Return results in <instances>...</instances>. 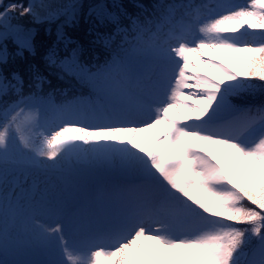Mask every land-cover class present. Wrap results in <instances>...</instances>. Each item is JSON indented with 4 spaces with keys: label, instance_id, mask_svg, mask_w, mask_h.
I'll list each match as a JSON object with an SVG mask.
<instances>
[{
    "label": "snow or ice",
    "instance_id": "1",
    "mask_svg": "<svg viewBox=\"0 0 264 264\" xmlns=\"http://www.w3.org/2000/svg\"><path fill=\"white\" fill-rule=\"evenodd\" d=\"M0 264H264V0H0Z\"/></svg>",
    "mask_w": 264,
    "mask_h": 264
},
{
    "label": "rangeland",
    "instance_id": "2",
    "mask_svg": "<svg viewBox=\"0 0 264 264\" xmlns=\"http://www.w3.org/2000/svg\"><path fill=\"white\" fill-rule=\"evenodd\" d=\"M241 31H243V29H241ZM208 52H211L212 57L215 59L216 62H222L225 65H227L228 67H232L236 72H240V73H244L245 71L241 72V57L244 54H233L227 51H222V50H217L215 52H212L211 49L207 50ZM191 59L193 61V64L195 66V69H199V71L202 74H207L209 77H215L217 80H219L220 74L217 72L216 69L214 68H209L205 65L204 62H202V60L193 55L191 56ZM204 59H208V57H204ZM241 78H244L243 76ZM189 103H191V101H189ZM148 147H151V144L147 145ZM146 246H151L153 248H157V245H154L151 241H146L145 242Z\"/></svg>",
    "mask_w": 264,
    "mask_h": 264
},
{
    "label": "trees",
    "instance_id": "3",
    "mask_svg": "<svg viewBox=\"0 0 264 264\" xmlns=\"http://www.w3.org/2000/svg\"><path fill=\"white\" fill-rule=\"evenodd\" d=\"M247 56V54H244L242 57H241V64H240V66H241V72H243V71H247V68H246V66H245V63L243 62L244 61V58ZM229 69H231V70H234L232 67H229ZM235 71V70H234Z\"/></svg>",
    "mask_w": 264,
    "mask_h": 264
}]
</instances>
